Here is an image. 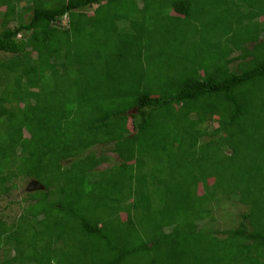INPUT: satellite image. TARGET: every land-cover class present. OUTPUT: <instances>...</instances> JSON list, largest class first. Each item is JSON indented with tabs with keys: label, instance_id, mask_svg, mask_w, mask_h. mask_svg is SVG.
I'll list each match as a JSON object with an SVG mask.
<instances>
[{
	"label": "trees",
	"instance_id": "16d2710c",
	"mask_svg": "<svg viewBox=\"0 0 264 264\" xmlns=\"http://www.w3.org/2000/svg\"><path fill=\"white\" fill-rule=\"evenodd\" d=\"M22 1L0 197L42 188L0 212V264H264V0Z\"/></svg>",
	"mask_w": 264,
	"mask_h": 264
},
{
	"label": "rangeland",
	"instance_id": "374dc122",
	"mask_svg": "<svg viewBox=\"0 0 264 264\" xmlns=\"http://www.w3.org/2000/svg\"><path fill=\"white\" fill-rule=\"evenodd\" d=\"M33 4V0H23L22 2L18 3V12H23L25 10V7L27 6H32ZM2 10H5V7L1 8ZM93 9H89V12H92ZM30 14L27 13L25 15L26 19H29ZM1 20V19H0ZM13 26L15 25L14 23L12 24ZM7 55H3L2 53H0V59L2 57ZM94 151L100 155L102 153V149L101 147H96L94 148ZM109 151V150H108ZM105 152V149H104ZM109 159L103 163L100 168H107L110 167L116 163L119 162V158L113 154V153H108ZM18 185L19 188L18 189H14L12 190L9 195L7 196H1L0 197V212H5L8 216H10L9 218H13L16 214H18L21 210V207L19 206L20 203L22 202L23 196L26 193H33L36 190H39L41 188V186H39V184L34 180V179H30V178H22L18 181ZM227 211L225 212L224 210H222V212H219L220 214L218 215L219 217V222H220V226L221 228H226L228 227V224L231 222L232 217L230 216V213L233 214V216H235L236 218V213L241 211V209L243 210V207L240 205L234 207V205H228ZM123 217H125V215H123Z\"/></svg>",
	"mask_w": 264,
	"mask_h": 264
},
{
	"label": "water",
	"instance_id": "95a60500",
	"mask_svg": "<svg viewBox=\"0 0 264 264\" xmlns=\"http://www.w3.org/2000/svg\"><path fill=\"white\" fill-rule=\"evenodd\" d=\"M37 182V181H36ZM38 183V182H37ZM39 186H41V185H39ZM41 188H42V186H41Z\"/></svg>",
	"mask_w": 264,
	"mask_h": 264
},
{
	"label": "clouds",
	"instance_id": "9594fccd",
	"mask_svg": "<svg viewBox=\"0 0 264 264\" xmlns=\"http://www.w3.org/2000/svg\"><path fill=\"white\" fill-rule=\"evenodd\" d=\"M36 181V180H35Z\"/></svg>",
	"mask_w": 264,
	"mask_h": 264
}]
</instances>
